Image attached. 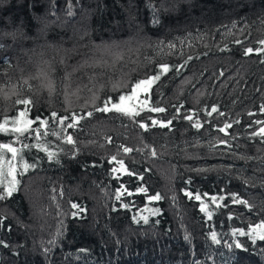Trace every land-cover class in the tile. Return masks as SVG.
Masks as SVG:
<instances>
[{
    "label": "trees",
    "instance_id": "trees-1",
    "mask_svg": "<svg viewBox=\"0 0 264 264\" xmlns=\"http://www.w3.org/2000/svg\"><path fill=\"white\" fill-rule=\"evenodd\" d=\"M77 24L90 26L80 42L68 33ZM140 29L143 46L135 43ZM131 38L134 45L112 51L114 59L99 58ZM261 41L264 0H0V123L28 99L29 118L48 119L50 130L39 141L0 133V144L19 150L16 160L8 153L0 161L6 173L11 160L19 181L0 199V264H264V241L251 234L264 223V140L252 137L264 126L255 123L264 121ZM161 65L171 71L161 74ZM156 74L147 93L133 96L139 115L95 111ZM213 106L218 112L208 116ZM51 113L84 118L61 129ZM153 119L172 124L153 126ZM225 123L233 125L228 135L218 131ZM45 141L53 159L37 147ZM114 156L124 162L115 173ZM9 179L0 176V190ZM124 189L134 194L117 200ZM154 194L161 199L149 201ZM233 196L247 205L233 204ZM239 230L249 234L234 235Z\"/></svg>",
    "mask_w": 264,
    "mask_h": 264
},
{
    "label": "snow or ice",
    "instance_id": "snow-or-ice-1",
    "mask_svg": "<svg viewBox=\"0 0 264 264\" xmlns=\"http://www.w3.org/2000/svg\"><path fill=\"white\" fill-rule=\"evenodd\" d=\"M261 44L264 45V41H261ZM261 51H264V48L258 49L257 50V54H259ZM253 53V49L252 48H247L245 50V54H251ZM185 65H180L179 67L176 68V71L179 72L181 68H183ZM171 71L170 66L168 65H161V74L163 73H167ZM220 75H223V73H220ZM160 79V74H156L151 76L150 78H146L143 80H140L136 83L135 85V89H140L142 86L144 88L145 93H147L150 89V86L158 81ZM135 89L133 90V93L135 94ZM133 99V96H125V95H121L119 96V103H111L110 104V100L111 98H109L108 100H105L103 102V106L102 107H98L95 109V111L98 112H112L115 111L116 113H120L122 115L125 116H129V117H135L136 115H139V111L131 105H125L124 101L126 100H131ZM147 96L143 102V104L141 105V107H143L144 105H147ZM18 104H23L25 107L22 110H19L17 113V117L12 119L11 121H9L8 119H4L3 123H0V133H8L9 135H13L16 137V139H19L20 137L24 136L25 133H27L29 136H31L33 139L39 141L40 137L43 135L44 137H47L49 135V129H48V119H41V117H36L35 120L30 119L28 116V105L31 104V100L25 99V100H18L17 101ZM151 112L154 113H162L165 112L166 109L162 108V107H158V106H152L148 109ZM207 111V110H206ZM260 111L262 114H264V105H260ZM218 112V108L213 106L211 108L210 111H207V115L211 116L213 113H217ZM92 112H88L86 115L87 116H92ZM220 115H224L222 112L219 113ZM249 115H252V113H249ZM51 118L54 120L55 125L61 126L62 128H74L76 127V125L78 124L80 119H83V116H79L78 114L73 113L71 115V117L65 116V117H57L56 113H51ZM185 119L192 121L193 120V116L192 115H188L185 117ZM67 121V123H66ZM255 123L257 125H264V121L261 120H257L255 121ZM11 124L12 127H8V125ZM32 124H36L37 126L35 128L31 127ZM151 124L153 126H160V127H170L172 124L171 120L168 121H158V120H151ZM41 125H43V129L41 128ZM193 127L199 129L200 127H202V124L199 121H195L192 125ZM140 127L143 129H147L149 127V125L147 123H141ZM233 125L232 123H225L222 127L218 128V131L221 133H224L225 135H228V129L232 128ZM51 135L53 136H61L65 142L69 145L74 144V140L72 138L71 135H67V136H63L62 131L61 132H57V131H51ZM252 137H259L261 140H264V126L260 127L258 131H255L252 133ZM219 143L224 144L226 146L229 145L228 140H220ZM47 145V141L44 142V144H37V147H39L41 150H43L44 152L47 153V158L48 159H53L54 157L57 156L56 152L53 151H49V147L45 146ZM24 147H27L26 145ZM18 148L14 147L12 143H4V144H0V161H3V157L4 155L10 153L11 154V160H16L17 156H18ZM123 151L125 153L127 152H131L132 149L131 148H123ZM153 155H155V151L153 150L152 152ZM19 159L22 161L23 157H19ZM10 161L7 162V172H4V165L3 163H0V176H7L10 177L9 182H8V187L6 188V190H0V191H4L5 195L4 196H0V199H4L7 196H11L12 192L16 190V185L19 183V181L16 179V167L13 165V163ZM112 163H115L117 165H119V167H113L112 171L118 172L120 170V168H123L124 166V162L122 160L117 161L116 157H112L111 161ZM29 167H35V165H24V168H29ZM125 171H127V169H125ZM129 175H132L133 173H128ZM138 179H143L142 176H138ZM2 182V181H0ZM139 193H144L146 194L147 190L144 188H138L136 190ZM134 193L131 191H128L127 189H124L121 193H118L116 196L117 200L121 199V195H127V196H131ZM187 196H189L190 198L194 199L195 201H201V196L199 194H195L193 195L192 193H186ZM207 195V194H205ZM161 199V196L159 194H154L151 197H149V201H159ZM232 203L233 204H241V205H247V201L238 198L237 196H233L232 198ZM211 203L216 206L219 207V205L216 203L217 202V197H211L210 198ZM228 205H224V207H227ZM73 208H79L78 205L73 204L72 205ZM124 208H128L129 205L128 204H124L123 205ZM199 210L201 212H206L207 213V217L209 220H212L213 218V214L211 211L208 210L207 205L205 204H201ZM82 211V209L80 210ZM158 209L155 210L152 214L155 215L158 213ZM73 215H77V213H73ZM143 220L144 223L148 222V217L147 216H143L141 218ZM256 229H264V223L258 224L256 225ZM256 229L252 230V238L253 240L259 239L260 241H264V231H261L259 233V235H256ZM249 233H246L244 230H239L237 233H234V235H239V236H246ZM210 239L212 242L216 243L217 245H219L221 243L220 239H218L217 233L216 232H211V236ZM229 247H233V245L229 244ZM234 247L236 248H241L242 245L240 243H236L234 245Z\"/></svg>",
    "mask_w": 264,
    "mask_h": 264
},
{
    "label": "rangeland",
    "instance_id": "rangeland-1",
    "mask_svg": "<svg viewBox=\"0 0 264 264\" xmlns=\"http://www.w3.org/2000/svg\"><path fill=\"white\" fill-rule=\"evenodd\" d=\"M90 28V26H85V27H82V28H80V24H77V25H75L74 27L72 26V27H70V30L68 31V33H69V38H70V40L71 39H76L77 41H81V39L83 38V36H81V35H83V32H84V34L85 33H87V31H88V29ZM141 31H143V29L141 30H138L136 33H137V37H136V39L137 38H139V40L137 39H135V43L137 44V43H140L143 39H144V37L143 36H140V33H141ZM103 32H106V31H103ZM135 33V34H136ZM117 34V33H116ZM62 41V42H61ZM142 43V46L143 45H146L147 44V42H146V39L144 40V41H142L141 42ZM91 44H93V43H91ZM59 45L63 48V46H67L68 44H67V40L65 39V40H60V43H59ZM118 44H116V45H114L111 49H109L108 50V48L107 49H103L104 51H98L97 53H99V55H100V57L99 58H104V59H111V58H115L114 56H113V54L115 53V52H113L112 53V51H114V50H116L117 49V51L118 50H121V48H122V46L123 47H126V46H128V47H130V45H134V43H133V38H131L130 40H128V41H126L125 43H124V45H118ZM50 44L49 43H44V44H42L41 45V47H44V48H50ZM141 46V47H142ZM118 53V52H117ZM119 54V53H118ZM123 61V60H122ZM110 62V61H109ZM112 63V62H111ZM135 89V88H134ZM133 89V90H134ZM143 92H145L144 91V88H143V86L140 88V89H135V94L134 93H132V96H134V98L136 99V98H138L139 97V95H141V93H143ZM135 101H139V100H135ZM132 102H133V99H131V100H126V101H124V104L125 105H131V106H133L132 105Z\"/></svg>",
    "mask_w": 264,
    "mask_h": 264
}]
</instances>
